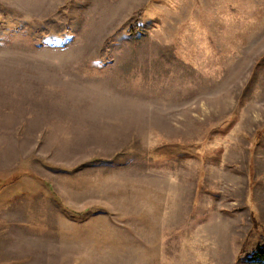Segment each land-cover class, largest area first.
Wrapping results in <instances>:
<instances>
[{
    "label": "rangeland",
    "instance_id": "obj_1",
    "mask_svg": "<svg viewBox=\"0 0 264 264\" xmlns=\"http://www.w3.org/2000/svg\"><path fill=\"white\" fill-rule=\"evenodd\" d=\"M259 244L264 0H0V264Z\"/></svg>",
    "mask_w": 264,
    "mask_h": 264
},
{
    "label": "trees",
    "instance_id": "obj_2",
    "mask_svg": "<svg viewBox=\"0 0 264 264\" xmlns=\"http://www.w3.org/2000/svg\"><path fill=\"white\" fill-rule=\"evenodd\" d=\"M253 212L255 215V208ZM246 259L251 263L264 264V244H259Z\"/></svg>",
    "mask_w": 264,
    "mask_h": 264
}]
</instances>
